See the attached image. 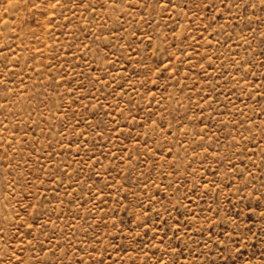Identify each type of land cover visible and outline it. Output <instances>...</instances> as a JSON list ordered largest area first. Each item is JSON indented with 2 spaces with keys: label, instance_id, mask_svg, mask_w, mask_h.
Wrapping results in <instances>:
<instances>
[{
  "label": "rangeland",
  "instance_id": "rangeland-1",
  "mask_svg": "<svg viewBox=\"0 0 264 264\" xmlns=\"http://www.w3.org/2000/svg\"><path fill=\"white\" fill-rule=\"evenodd\" d=\"M0 264H264V0H0Z\"/></svg>",
  "mask_w": 264,
  "mask_h": 264
}]
</instances>
